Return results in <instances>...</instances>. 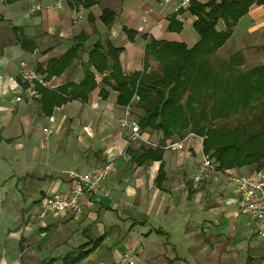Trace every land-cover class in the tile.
<instances>
[{"label": "crops", "instance_id": "1", "mask_svg": "<svg viewBox=\"0 0 264 264\" xmlns=\"http://www.w3.org/2000/svg\"><path fill=\"white\" fill-rule=\"evenodd\" d=\"M56 1L0 0V264H64L69 254L76 251L78 257L95 245L78 264H119L127 253L136 255L133 264H264V241L250 217L238 211L239 193L230 182V175H252L254 168L224 169L194 190L192 178L205 142L190 135L169 141L161 161L128 160L130 148L155 151L163 134L142 132V140L130 144V133L119 121L129 109L130 121L139 124L138 98L133 105H119V92L105 86L100 74L86 103L58 104L43 94L37 101L16 100L23 87L20 65L25 62L47 78L49 62L64 56L83 33L89 38L79 58L62 76L48 80L49 91L80 84L89 52L107 39L124 49L125 75L146 66L152 72L157 61L146 58L148 40L192 48L200 39L197 16L189 9L177 20L173 0H95L91 6L94 0H65L62 10H54ZM37 5L42 10L32 13ZM81 7L82 17L75 22ZM105 10L116 14L112 27L101 20ZM125 28L138 32L134 42ZM23 36L36 40L35 52L22 48ZM230 47L244 51L243 60L235 61ZM220 53L225 60L215 62L217 67L240 62L245 70L244 64H264V0H254ZM53 115L56 121L50 122ZM45 128L51 129L48 143ZM110 160L117 172L107 181V197L86 195L80 215L44 213L43 197L69 192L72 173L88 174Z\"/></svg>", "mask_w": 264, "mask_h": 264}, {"label": "trees", "instance_id": "2", "mask_svg": "<svg viewBox=\"0 0 264 264\" xmlns=\"http://www.w3.org/2000/svg\"><path fill=\"white\" fill-rule=\"evenodd\" d=\"M12 2L4 0L7 4ZM94 2H90V6ZM253 2L210 0L207 4L193 3L190 10L198 18L194 27L200 39L192 48L183 43L148 40V36H144L148 40L146 58H155L161 66V74L149 72L146 66L142 72L125 75L120 61L124 49L107 39L95 44L89 52L80 84L68 83L55 93L41 88L43 97L51 96L58 104L69 100L86 103L98 88L96 74H100L105 76V86L119 92V105H133L134 99L138 98L136 108L143 112L138 120L142 132L163 134L160 147L155 151L129 149L128 154L138 164L161 161L162 149L169 141L176 136L183 139L195 132L205 137V153L212 154L221 169L251 167L255 172L264 171V65L238 70L240 62L216 67L211 61L232 38L238 22ZM3 20L0 16V24ZM101 20L106 27H112L116 14L105 10ZM222 22L225 27L221 30ZM125 33L131 42L138 36V32L128 28ZM88 38L87 34H81L76 38L77 44L64 56L49 62L48 80L62 76L72 67ZM20 41L24 50L36 51L35 39L23 36ZM39 71L43 72L42 68ZM101 93L104 99L108 98L105 90ZM244 112L251 113L252 119L232 126L229 120ZM96 246L78 257L76 251L69 254L64 264L80 263Z\"/></svg>", "mask_w": 264, "mask_h": 264}, {"label": "built area", "instance_id": "3", "mask_svg": "<svg viewBox=\"0 0 264 264\" xmlns=\"http://www.w3.org/2000/svg\"><path fill=\"white\" fill-rule=\"evenodd\" d=\"M4 1V0H2ZM174 16L177 20L181 19L184 11H188L193 3L207 4L209 0H173ZM65 0H57L52 8L62 10ZM42 10L37 5L32 8V13ZM73 17V21H78L82 17L83 8L78 9ZM19 77L23 83L21 94L16 98L17 102H22L25 98L37 101L42 98L41 88H50V82L46 77L40 74L35 68H31L27 63L20 65ZM131 112L128 109L125 117L119 121L123 130H128L130 144L142 140V130L138 123L130 121ZM50 122H55L56 117H50ZM46 143L49 142L51 129L45 128ZM197 142L204 144L205 137L195 133L190 134ZM128 160H132L131 155H127ZM117 172V165L114 160H110L102 166L94 168L90 173L79 175L72 173L70 175V190L67 193L55 192L43 197L41 204L45 214L59 212L63 216L68 214L80 215L84 212L83 198L86 195L99 200L108 196L109 190L107 181L110 176ZM224 172L212 154L203 152L201 161L198 164L197 171L192 178V187L199 190L205 180L216 177ZM230 182L237 187L239 199L237 203L238 211L247 214L251 223L255 225L256 235L264 241V171L254 172L252 175L232 174ZM136 255L132 253L125 254L119 264H133Z\"/></svg>", "mask_w": 264, "mask_h": 264}, {"label": "rangeland", "instance_id": "4", "mask_svg": "<svg viewBox=\"0 0 264 264\" xmlns=\"http://www.w3.org/2000/svg\"><path fill=\"white\" fill-rule=\"evenodd\" d=\"M219 29H222V27L219 26ZM229 42V41H228ZM228 45V43H227ZM222 50V49H221ZM220 50V51H221ZM228 52L229 54L231 55V53L234 55V60L235 61H241L243 60V56H246V53L244 51H240V50H234L232 47L228 48ZM244 52V54H243ZM219 53V52H218ZM216 54L214 55L212 58H211V61L214 63V65L217 67V64H215V62H221L222 60H225L224 57H221L222 53L220 54ZM153 59V58H152ZM156 61V60H154ZM247 64H244L245 66V70L246 68H248L249 66H246ZM259 65H262L261 63H258V64H255V65H251L252 67H255V66H259ZM264 65V64H263ZM150 66V65H149ZM151 67V71L156 73V74H161V66L157 63V62H153L152 65L150 66ZM250 68V67H249ZM238 70H241L242 67H238L237 68ZM143 114V112H142ZM252 114L249 113V112H244L242 115L238 116V117H232L229 121H230V124L232 126H237L238 124H242L246 121H249L252 119ZM222 124V123H220ZM191 133H195V132H190L188 135H190ZM197 134V133H195ZM199 135V134H197ZM187 136V135H186ZM261 241V240H260Z\"/></svg>", "mask_w": 264, "mask_h": 264}]
</instances>
